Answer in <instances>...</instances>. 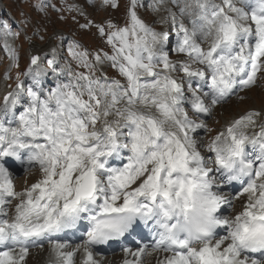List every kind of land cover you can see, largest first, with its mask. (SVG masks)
I'll return each mask as SVG.
<instances>
[{"label":"snow or ice","instance_id":"6c2138e0","mask_svg":"<svg viewBox=\"0 0 264 264\" xmlns=\"http://www.w3.org/2000/svg\"><path fill=\"white\" fill-rule=\"evenodd\" d=\"M105 3L117 7L115 0ZM196 4L202 24L193 22L191 31L169 10L177 36L174 51L186 60L169 59L168 32L152 30L137 14L143 5L129 0L124 27L109 23L106 31L96 26L111 55L97 51L90 61L87 51L77 50L80 45H69L68 54L87 72L72 73L68 83L44 100L29 90L30 103L18 126L0 124V264H25L30 249L44 241L51 245L54 264H75L80 252L81 264H100L96 246L124 237L138 220L154 222L158 238L151 245H137L136 251L124 248L132 259L123 264H144V256L152 253L168 254L158 257L157 264H264V257L250 255L264 252V112L242 114L208 143L214 166L193 135L207 131L199 116L210 113L209 103L220 104L237 85L252 87L264 72V0H258L250 15L233 0ZM148 7L159 10L157 0ZM179 12L184 15L185 8ZM210 35L205 49L198 39ZM55 57L53 50L47 60L53 71ZM41 59L34 55L30 63L38 67ZM106 63L126 83L104 73L96 77L97 66ZM173 73L181 74L179 79ZM197 78L199 86L193 83ZM3 100L0 111L9 112L19 102L18 93ZM258 121L259 132L249 136L246 130ZM248 144L259 149L254 157L246 154ZM25 151L28 171L38 165L42 176L18 193L4 161L20 160ZM125 151L128 155L122 157ZM116 158L126 163L110 167ZM222 181L239 182L240 196L247 199L230 219L218 214L232 203L219 189ZM14 200L18 202L8 218ZM196 209L202 220L195 229L185 228ZM84 216L88 227L83 243L73 247L60 242L59 234L76 229ZM217 229L225 234L218 235Z\"/></svg>","mask_w":264,"mask_h":264},{"label":"rangeland","instance_id":"374dc122","mask_svg":"<svg viewBox=\"0 0 264 264\" xmlns=\"http://www.w3.org/2000/svg\"><path fill=\"white\" fill-rule=\"evenodd\" d=\"M187 5L190 6L188 0H187ZM33 5V0H0V73H7L10 71L13 63L12 59V53H13V45L16 46V48H21L20 50H17L15 52V59H16V67L14 68L12 75L10 77V81L14 78H21L24 75L28 74L27 71V62L25 58L27 59L28 56L30 55V50L31 49H38V52H46L47 50L50 51V47L52 45V41H54V33L52 30H56L57 28H61L60 23H55L52 22L53 24L47 28L49 30L48 32L45 31L43 33L42 38H38V36L41 35L40 30H35V33L28 38V40L24 41L26 42V45H21V40L18 41V34L17 32L19 31L20 26L22 23L18 22L15 20V18H12L8 11H1L2 7H7L16 14H18L19 17L22 16V14H28L30 8L34 10ZM50 5H48L47 8H44L42 10L43 14H46L47 11L49 10ZM93 16L97 17L98 19H102L107 16V13L101 14V12L98 10V8L93 7L91 9ZM113 16L116 18H120L122 15L120 12H115L113 13ZM27 19V18H26ZM31 20H34V18H31ZM27 24H31L34 26H38L41 24V22H27ZM7 26V27H5ZM84 37L90 38V34H84ZM32 40V41H31ZM22 46V47H21ZM25 52V53H24ZM26 55V56H25ZM42 63L44 64V60H42ZM62 62H58L56 64V68H58ZM46 67L50 68L47 65L41 66L38 68V70H44ZM2 69V71H1ZM45 73H48L47 70H45ZM60 73V72H59ZM16 80H22V79H16ZM36 80V79H33ZM15 81V80H14ZM35 83H32L31 81L29 82L30 86H33ZM242 103L245 104L242 106ZM236 108L240 110H244L246 108H258L260 109V112H264V83L261 84L259 90L253 89L249 92V95H246V100L240 103L234 104ZM232 106L227 105L224 108H222L223 112H231L234 111ZM263 110V111H262ZM222 115L220 113H217V118L220 119ZM97 127V126H96ZM98 129V127H97ZM242 200V196H236V201H235V212H237L239 209L240 202Z\"/></svg>","mask_w":264,"mask_h":264},{"label":"clouds","instance_id":"9594fccd","mask_svg":"<svg viewBox=\"0 0 264 264\" xmlns=\"http://www.w3.org/2000/svg\"><path fill=\"white\" fill-rule=\"evenodd\" d=\"M201 220L202 214L199 209H196L189 213V222L183 226L188 229H195V227Z\"/></svg>","mask_w":264,"mask_h":264},{"label":"bare ground","instance_id":"6f19581e","mask_svg":"<svg viewBox=\"0 0 264 264\" xmlns=\"http://www.w3.org/2000/svg\"><path fill=\"white\" fill-rule=\"evenodd\" d=\"M260 110V109H259ZM263 111V110H262Z\"/></svg>","mask_w":264,"mask_h":264}]
</instances>
